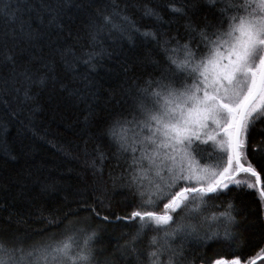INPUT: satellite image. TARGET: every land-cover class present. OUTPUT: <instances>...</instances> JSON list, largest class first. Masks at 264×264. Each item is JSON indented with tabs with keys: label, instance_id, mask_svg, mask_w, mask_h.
Segmentation results:
<instances>
[{
	"label": "snow or ice",
	"instance_id": "obj_1",
	"mask_svg": "<svg viewBox=\"0 0 264 264\" xmlns=\"http://www.w3.org/2000/svg\"><path fill=\"white\" fill-rule=\"evenodd\" d=\"M85 6L94 5L91 0L87 5L73 0H0L4 131L25 106H30L29 122L39 111L33 104L34 87L51 82L69 96L79 95L59 80L54 60L33 69L31 50L53 32H62L73 8ZM201 6L212 20L208 15L202 23L192 18L189 9L195 13ZM168 10L174 18L185 19L183 35H166L160 25L170 22L147 5L144 16L158 26L144 31L117 5L88 14L93 39L105 31L127 34L130 40L139 33L157 49L145 58L153 71L133 81L124 93L127 106L101 131L117 161L126 166L119 179L136 197L134 206L113 218L78 191L75 198L88 208L87 214L69 208L62 216L49 217L48 225L57 228H41L37 237L3 224L14 216L16 223L26 222L23 197L30 183L43 193L60 191L55 183L25 170L8 183L0 182V192L8 194L0 199V264H264V245L252 254L235 251L243 247L238 240L240 221L233 201L227 199L236 190L249 191L264 215V128L254 135L257 124H264V0H172ZM61 56L65 68L71 69L68 55ZM94 56L89 52L83 59L90 71H95ZM96 151L100 164L94 159L89 167L102 179L106 154L99 147ZM0 152L18 159L7 141H0ZM12 184L20 185V191L9 205ZM104 203L100 200L101 206ZM114 221L136 227L109 250L101 227ZM213 241L233 249L228 259L193 254Z\"/></svg>",
	"mask_w": 264,
	"mask_h": 264
},
{
	"label": "trees",
	"instance_id": "obj_2",
	"mask_svg": "<svg viewBox=\"0 0 264 264\" xmlns=\"http://www.w3.org/2000/svg\"><path fill=\"white\" fill-rule=\"evenodd\" d=\"M73 2L87 5L88 0ZM91 2L93 7L85 6L83 10L73 8L64 19L63 31L53 32L31 50L35 57L34 63L30 65L33 69L54 60L59 80L69 88L78 90L79 95L69 96L67 91L61 90L59 84L54 86L51 82L44 88L34 87L36 98L33 104L39 107V111L31 117V121L28 120L30 106H25L20 117L7 124V131L0 128V141H7L13 154L18 156L17 160H12L0 152V182L8 183L17 174L30 170L41 181L55 183L60 189L55 193H43L38 185L30 183L24 189L23 197L27 207L26 222L16 223L15 216L11 222L3 220L5 226L10 225L22 232L28 231L37 237L41 228H57V225H48L49 217L62 216L69 208L81 215L87 214L88 208L75 198L78 191L84 192L85 199L113 218L125 215L136 202L132 191L119 179L126 166L123 160L117 161L107 138L101 137V131L108 121L127 106L123 103L124 93L132 86L133 81L146 79L147 74L153 71L151 65L145 63V58L157 52L156 45L151 41L145 42L139 33H133L130 40L127 34L109 35L105 31L100 37L93 39L89 36L88 14H95L96 8L111 11L117 5L122 15H126L144 31L158 26L152 19L144 16V7L147 5L156 9L164 21L170 22L160 25L166 35H175L177 31L184 34L185 19L174 18L168 10L172 0ZM189 14L198 23L203 22L204 15H208L209 20L213 19L206 6H201L195 13L189 9ZM89 52L95 53V71H90L83 63ZM61 53L68 55V60L72 62L71 69L65 68ZM71 54H74V62ZM85 76L88 77L87 81ZM260 128H264V124H257V133L254 135L258 134ZM97 147L106 154L102 179L99 174L94 177L93 169L89 167L91 161L96 159ZM96 163L99 165L100 161L96 159ZM19 191L20 185L12 184L11 195L6 203L11 205V196ZM5 195L8 194L0 192V199ZM227 199L233 201L240 221L238 240L243 247L235 251L242 250L246 254H252L257 246L264 245V215L261 214L258 200L255 194L239 190L230 193ZM100 200H104L103 206L100 205ZM16 207H20L19 203ZM207 211H211V208ZM3 215L6 217L7 212ZM135 227V223L125 221L105 223L101 227V236L111 250L118 240L126 238L125 234H130ZM232 252L231 247L213 241L207 248L195 250L193 254L197 258L207 253L209 257L228 259Z\"/></svg>",
	"mask_w": 264,
	"mask_h": 264
},
{
	"label": "bare ground",
	"instance_id": "obj_3",
	"mask_svg": "<svg viewBox=\"0 0 264 264\" xmlns=\"http://www.w3.org/2000/svg\"><path fill=\"white\" fill-rule=\"evenodd\" d=\"M112 2V1H111ZM148 75V74H147ZM113 162V161H112ZM94 192V191H93ZM126 193V192H125ZM244 222V221H243Z\"/></svg>",
	"mask_w": 264,
	"mask_h": 264
}]
</instances>
